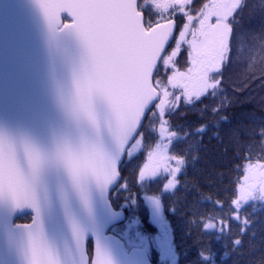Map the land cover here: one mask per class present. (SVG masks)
<instances>
[{
	"label": "snow or ice",
	"instance_id": "snow-or-ice-1",
	"mask_svg": "<svg viewBox=\"0 0 264 264\" xmlns=\"http://www.w3.org/2000/svg\"><path fill=\"white\" fill-rule=\"evenodd\" d=\"M195 4L0 0V41L7 45L24 32L31 44L23 93L7 47L0 66V264H151L153 247L163 264H177L161 195L178 187L187 165L173 149L188 136H202L207 126L181 136L171 117L181 100L215 99L233 52L246 42L240 29L247 0ZM259 39L251 46V67L264 54V36ZM185 51L181 70L177 57ZM251 137L231 201L241 235L250 218L240 213L250 202H264V124ZM140 156L137 183L160 233L152 236L133 218L118 239L107 234L122 220L110 193L120 183L121 165ZM161 179L167 181L161 192L150 193ZM121 189L127 190L126 182ZM28 215L30 223L16 222ZM189 223L210 237L209 245L231 230L229 219L212 214ZM241 244L234 240L232 250ZM211 255L209 246L197 264Z\"/></svg>",
	"mask_w": 264,
	"mask_h": 264
},
{
	"label": "trees",
	"instance_id": "trees-1",
	"mask_svg": "<svg viewBox=\"0 0 264 264\" xmlns=\"http://www.w3.org/2000/svg\"><path fill=\"white\" fill-rule=\"evenodd\" d=\"M262 8L264 0H247L241 13L240 29L246 34V42L239 54L233 52L232 62L224 71L221 93L215 99L201 98L190 105L181 100L179 111L171 117L181 136L202 125L207 126L202 136H188L173 149L175 154L186 158L187 165L178 176V187L161 195L177 264H197L200 252L203 250L207 254L209 246L212 255L206 264H264V202H250L240 213L242 218H250L245 234L241 235L239 222L231 219L235 184L242 174L237 168L249 151L245 146L252 143L251 130L264 124V54L254 57V67L249 62L251 46L260 43L259 38L264 36ZM179 22L182 24V20ZM186 61L185 51L177 57V67L183 70ZM215 107H219V111L213 113ZM252 153L255 159L259 148H253ZM142 163V156L130 163L126 160L121 165L120 183L110 194L113 207L125 212V221L116 226L114 232L118 237L119 229L133 218L139 219L152 236L157 232L156 225L150 222V211L143 203L144 192L136 179L137 165ZM125 182L127 190H122ZM166 182L161 179L152 183L150 193L161 192ZM216 201L222 202L223 207L217 206ZM195 213L229 219L230 232L219 241L211 239L209 245L210 237L202 235L201 228L189 223L200 219ZM236 239L242 244L233 251L232 242ZM152 260L155 261L154 255Z\"/></svg>",
	"mask_w": 264,
	"mask_h": 264
},
{
	"label": "water",
	"instance_id": "water-1",
	"mask_svg": "<svg viewBox=\"0 0 264 264\" xmlns=\"http://www.w3.org/2000/svg\"><path fill=\"white\" fill-rule=\"evenodd\" d=\"M5 47H7L9 53V63L10 65H14L15 82L17 85V89L19 92L23 93L27 88V81L30 75V64H31L30 41L26 33L24 32L15 35L11 40L7 42V45H5L4 41H0V66H2L3 64ZM2 75L3 73L2 71H0V83H2ZM114 189L115 188H113L111 192ZM117 212H120L122 214V220L118 221L116 224L121 223L124 220V216H125L123 211L119 210Z\"/></svg>",
	"mask_w": 264,
	"mask_h": 264
},
{
	"label": "flooded vegetation",
	"instance_id": "flooded-vegetation-1",
	"mask_svg": "<svg viewBox=\"0 0 264 264\" xmlns=\"http://www.w3.org/2000/svg\"><path fill=\"white\" fill-rule=\"evenodd\" d=\"M16 222L17 223H29V222H31V216L30 215H28V216H23V217H21V218H18L17 220H16ZM159 233H160V229H159V231H158V233L156 234V235H159ZM155 235V236H156ZM152 251H153V254L155 255V259H157V258H159V252L157 251V250H153V248H152ZM150 258H151V255H150Z\"/></svg>",
	"mask_w": 264,
	"mask_h": 264
},
{
	"label": "rangeland",
	"instance_id": "rangeland-1",
	"mask_svg": "<svg viewBox=\"0 0 264 264\" xmlns=\"http://www.w3.org/2000/svg\"><path fill=\"white\" fill-rule=\"evenodd\" d=\"M200 2H201V0H196V3L199 4ZM177 22H178V24L180 23L179 20H178ZM174 43H175V42H174ZM174 43H173V44H174ZM149 217H150V222H151V216L149 215ZM151 223H152V222H151ZM153 250H157V249H156L155 247H153ZM157 251H158V250H157ZM158 252H159V251H158ZM159 255H160V254H159ZM157 262H158V264H163V262H162L161 259H160V256H159Z\"/></svg>",
	"mask_w": 264,
	"mask_h": 264
}]
</instances>
